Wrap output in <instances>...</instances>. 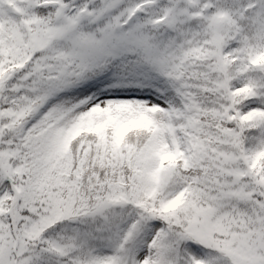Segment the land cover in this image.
<instances>
[{
	"label": "snow or ice",
	"instance_id": "6c2138e0",
	"mask_svg": "<svg viewBox=\"0 0 264 264\" xmlns=\"http://www.w3.org/2000/svg\"><path fill=\"white\" fill-rule=\"evenodd\" d=\"M0 264H264V0H0Z\"/></svg>",
	"mask_w": 264,
	"mask_h": 264
}]
</instances>
